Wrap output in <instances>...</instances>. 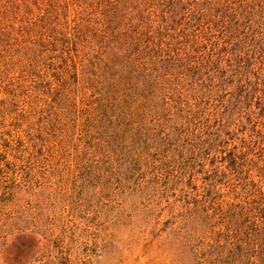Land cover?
<instances>
[{
    "label": "rangeland",
    "instance_id": "1",
    "mask_svg": "<svg viewBox=\"0 0 264 264\" xmlns=\"http://www.w3.org/2000/svg\"><path fill=\"white\" fill-rule=\"evenodd\" d=\"M9 2L17 6L11 26L55 10L56 31H65L55 35L56 49L46 33L42 43L13 32L11 49L15 38H27L22 46L31 51L8 52L5 71L0 61V183L13 184L15 194L1 209L39 214L36 225L1 233L0 264H247L228 259L233 238L212 215L241 190H233V173L221 180L212 171L251 133L239 128L244 108L229 116L233 102H219L230 89L220 90L215 79L212 89L200 88L209 83L207 66L196 82L177 76L164 83L161 70L151 89L141 91L132 79L98 91L87 79V61L101 59L102 72L108 42L77 41L74 68L60 55L73 46L81 17L111 7L124 61L142 62L137 49L149 45L160 58H219L221 70L229 68L226 59H251L258 67L264 0ZM194 112L197 125L188 123ZM207 126L221 130L217 151L207 149ZM250 175L256 178L254 170Z\"/></svg>",
    "mask_w": 264,
    "mask_h": 264
},
{
    "label": "trees",
    "instance_id": "2",
    "mask_svg": "<svg viewBox=\"0 0 264 264\" xmlns=\"http://www.w3.org/2000/svg\"><path fill=\"white\" fill-rule=\"evenodd\" d=\"M88 5L93 7L92 2ZM14 7L7 0V3L2 4L0 9V25L3 24V26H0V61H3L1 65L4 66V71L7 65L4 58L7 54L8 56L10 55L8 52L12 50L14 53H18L22 52L24 48H26L24 51L26 54L31 51L28 46H22V43L27 41L28 37L36 35L34 38L39 37L43 43L44 34L46 33L53 37L54 41H51L52 49H56V40L59 41V39L55 35L58 33L63 34L65 31L64 29L56 31L53 23L57 20L51 18L55 10H50L51 12H49L48 16L42 15L37 21L29 22L27 26L21 24L15 28L8 23L11 16L17 12V6L16 8ZM113 17L114 10L111 7H106L101 11L90 9L87 12V16L81 17L80 21L74 25V31L71 35L73 46L70 48L62 47V51L66 53L65 56L60 55L62 65L71 60L73 62L71 66L74 68L76 60L70 50L76 51L77 41L80 39L84 41L89 38L96 43L108 42L105 45L106 49L102 51L103 53L100 52L98 55L93 56V58L99 59V55L101 53L104 54V70L102 72H99L101 59L98 60L99 62L90 58L87 61V65L91 67L87 70V79L91 82V85H96L97 82L98 91L105 86L118 85L122 80L125 84H129L132 79H135L133 82L137 84V88L141 91L148 90L155 85V79L159 76L156 73L161 70L165 77L168 75L167 78L162 77L164 83H170L177 76L196 82L205 73L203 69L209 66V70L212 71L211 75L207 76L209 83L204 84L202 82L198 85L201 86L200 88L212 89L211 86L215 79L220 90L229 88L230 90L221 95V98L219 95V102H233L232 109H225L229 116L235 113L234 109L244 108L242 110L245 112L239 118V128L241 132L244 129L251 131L249 138H242L239 145H233L231 149L226 151L225 155L220 156L221 161L225 163L223 168L218 169L215 166L212 171V178L221 174L223 175L221 180L227 176V173H233L234 179L237 181L233 190L236 191V187H241V190L236 192L234 197V200L238 199L237 201H225L216 208L218 211H213L212 215L218 214L219 221L223 222V231L229 238H233L231 245L227 249L229 260L236 259L238 261L242 259L247 264H264V59L259 60L262 64L261 66L254 67V61L251 59L229 58L225 60L229 68L226 67L225 70H221L219 69V63L221 62L219 58L214 60L210 58L197 60L189 58H160L157 52L152 54L150 46L147 45L143 49H137L136 59L143 58L142 62L139 61L137 64L135 60L124 61L119 53V45L116 44L119 33ZM20 20L23 21V17ZM13 32H16V34L21 33V36L26 35L27 38H23L20 41L15 38L14 44L16 43L18 46L11 49V46H13L11 44ZM36 41L38 42L39 40ZM62 65L58 67H62ZM140 67L145 72H138ZM62 69L64 70L62 72H65V67ZM148 69L151 72H146ZM229 71V76L226 77ZM0 100L5 101V99ZM252 106H255V109H251ZM197 116V112L192 113V119H188V123H195L194 120ZM230 123L224 122L225 125H230ZM194 125H197V123ZM220 132L219 128L211 132L210 126L203 130V133L208 135L207 149L217 151L215 147L222 141L219 139ZM212 135L215 136L212 137ZM5 142L10 143L9 139H5ZM16 142L20 141L16 140ZM214 158L216 159L217 157ZM251 170L255 171L256 178L250 175ZM216 181L219 180L214 179L211 185L215 186ZM0 185V203L2 205H0V236L2 232L10 229L36 225L35 221L39 220L37 218L39 214L26 210L30 208L16 209L13 214H11L13 210L4 214L1 207L11 201L15 194L11 192L13 184L0 183Z\"/></svg>",
    "mask_w": 264,
    "mask_h": 264
}]
</instances>
